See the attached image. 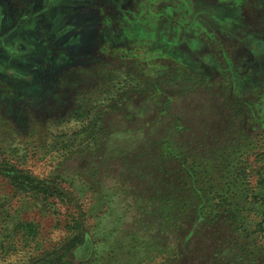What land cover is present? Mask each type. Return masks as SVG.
I'll list each match as a JSON object with an SVG mask.
<instances>
[{
    "label": "rangeland",
    "instance_id": "obj_1",
    "mask_svg": "<svg viewBox=\"0 0 264 264\" xmlns=\"http://www.w3.org/2000/svg\"><path fill=\"white\" fill-rule=\"evenodd\" d=\"M81 1L95 23H82L79 39L59 45L48 32L51 43L37 44L34 26L29 40L17 37L49 62L35 55L31 66L26 49L0 41V165L56 181L83 204L97 264H185L146 243L186 226L177 192L140 195L159 193L168 173L148 167L186 158L198 168L201 154L207 197L235 202L264 259V0ZM65 24L67 42L78 34ZM247 101L256 116L241 112ZM57 208L0 175V264H32L64 240L66 209ZM23 222L36 225L34 240ZM214 230L194 235V248L209 253Z\"/></svg>",
    "mask_w": 264,
    "mask_h": 264
},
{
    "label": "trees",
    "instance_id": "obj_2",
    "mask_svg": "<svg viewBox=\"0 0 264 264\" xmlns=\"http://www.w3.org/2000/svg\"><path fill=\"white\" fill-rule=\"evenodd\" d=\"M241 112H244L246 116L247 114L256 116L258 110L252 101H247L243 104ZM172 154L163 156L165 157L164 160L169 158L172 161ZM199 158V163L193 160L194 163L199 164V167H201L199 170V167L196 168L187 164L186 158L180 160L181 165L178 167H176L175 163H169L166 168L163 165H159L156 169L148 167V170L153 173L161 171L168 173H162L165 175L164 179L162 175L159 178L161 182L159 193L155 195H140V197L144 199L151 197L153 199L158 195L165 196L168 191L170 193L168 195L177 192L175 200L189 213L186 223H184L186 226L179 229L177 235L157 232L156 236H153L154 241H152V237H147V245L153 251L162 255L163 258L168 256L171 262L177 259H184L185 264H263L264 259L254 252L253 247H255V244L253 245V240L250 239V233L245 225L246 221L238 213V210H234L235 202L228 201L225 203L217 201L214 202V205L211 199L207 197L208 194L213 193L214 189L210 188L209 190L199 179V172L203 173L205 171L202 160L204 156L200 154ZM226 162L228 163V161ZM126 164H123L122 173L127 169ZM8 167V165H0V175L8 178L19 192L36 195L47 204L54 206L56 210H58L57 206L60 202L66 209V228L68 232L66 238L53 247L41 251L34 257L35 261L32 264L99 263L102 256H97L98 252L95 251L93 246V236L90 235L91 231L84 223L86 221L84 218L86 211L83 204L75 201L70 192L64 187H60V184L56 181L39 178L28 171L18 169L16 166ZM244 167L242 166L241 168L244 169ZM234 170L236 171V167ZM195 177L198 182H195ZM130 180L131 188L138 189L141 184L140 179L136 180L131 177ZM180 183L183 187L179 186ZM151 188H156V186L152 185ZM146 192L144 191V194ZM162 197H158L157 201L162 199ZM169 199L172 200L173 198ZM225 201H227V198H225ZM20 226V230L23 231L26 239L34 240L37 237L38 232L34 222H23ZM208 229H215L216 236L210 240L212 244L209 253H204V249L198 251L194 248L193 236ZM174 230H178V228L174 227ZM223 233L224 235L222 236L221 234ZM234 240L238 243L235 244ZM130 261L128 260L125 264H130Z\"/></svg>",
    "mask_w": 264,
    "mask_h": 264
},
{
    "label": "flooded vegetation",
    "instance_id": "obj_3",
    "mask_svg": "<svg viewBox=\"0 0 264 264\" xmlns=\"http://www.w3.org/2000/svg\"><path fill=\"white\" fill-rule=\"evenodd\" d=\"M72 1L77 5L69 6L70 0H0V41L7 39L8 41H12L10 44H17V46H22L26 49L19 54L24 55L26 58L23 59L26 60L27 63L31 62V66L36 65L33 63L35 55L38 56L40 60H47L49 62V56H47L45 52H42L41 54H33L32 52L27 51L30 50L31 47H28L27 42L22 41V39L18 41L17 37L29 40L28 38L30 35L32 33L34 34L29 28L34 26L37 27V32H35L37 44H39L38 39L41 38H43L42 40H49L50 42L49 38L50 36L52 37V33L55 34V36L58 34L57 43L59 45L79 39L83 30L82 23L95 22L93 20H84L82 18L83 15H81V13L85 9H82L81 7V0ZM48 2L49 5L45 7L44 3ZM46 12L47 14L45 15ZM29 22L32 25H30ZM65 23H72L70 25L75 29V33L78 34V36L70 37L67 42H65L66 39L64 41L59 40V37L61 36L60 28H65ZM53 29L55 30L53 31ZM51 30L52 32H50ZM48 32L50 33L49 38L46 36L48 35ZM32 36L30 38H32ZM35 46L38 48V45ZM6 52H9L8 48H6ZM8 56H14V54L9 52Z\"/></svg>",
    "mask_w": 264,
    "mask_h": 264
},
{
    "label": "crops",
    "instance_id": "obj_4",
    "mask_svg": "<svg viewBox=\"0 0 264 264\" xmlns=\"http://www.w3.org/2000/svg\"><path fill=\"white\" fill-rule=\"evenodd\" d=\"M144 9H145V4L142 5V10H144ZM176 21H177V20H176ZM132 23H136V22H132ZM137 23H144V22H143V20L138 19ZM177 23H178V22H177ZM190 23H193V22L191 21Z\"/></svg>",
    "mask_w": 264,
    "mask_h": 264
}]
</instances>
